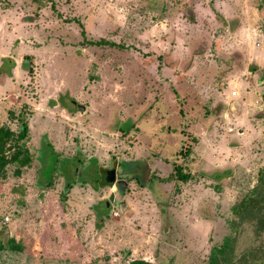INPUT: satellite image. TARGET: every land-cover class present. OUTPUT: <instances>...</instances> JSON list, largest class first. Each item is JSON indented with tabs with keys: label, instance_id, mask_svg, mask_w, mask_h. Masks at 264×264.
<instances>
[{
	"label": "rangeland",
	"instance_id": "1",
	"mask_svg": "<svg viewBox=\"0 0 264 264\" xmlns=\"http://www.w3.org/2000/svg\"><path fill=\"white\" fill-rule=\"evenodd\" d=\"M2 127L31 162L0 176V264L264 257L232 214L264 172L263 0H0Z\"/></svg>",
	"mask_w": 264,
	"mask_h": 264
},
{
	"label": "trees",
	"instance_id": "2",
	"mask_svg": "<svg viewBox=\"0 0 264 264\" xmlns=\"http://www.w3.org/2000/svg\"><path fill=\"white\" fill-rule=\"evenodd\" d=\"M264 1V0H263ZM29 128L27 125L21 127V133L18 138L24 140ZM14 134L11 130L0 128V146L5 148L7 140H13ZM4 146V147H3ZM0 148V176H4L6 168L9 164H18L19 167L29 165L31 162V155L26 154L18 156V154L11 158H6L1 155L3 149ZM107 170H105L106 172ZM218 172V171H217ZM217 172L211 173L216 175ZM177 174L182 177L184 181L188 180V175H183L182 168H177ZM106 186H109L106 184ZM232 214L234 215L233 225L236 229L240 223L250 221L256 222L258 229L264 227V172L260 173L258 184L254 187L251 193L243 198L240 202L232 207ZM9 249L15 252H23V247L14 239H10L7 243ZM238 237L237 234L229 235L223 239L221 245L213 247L208 257V264H264V257L258 258L249 256V250L238 253ZM2 248V246H0ZM254 257V258H253ZM129 264H156L142 259L132 260Z\"/></svg>",
	"mask_w": 264,
	"mask_h": 264
},
{
	"label": "water",
	"instance_id": "3",
	"mask_svg": "<svg viewBox=\"0 0 264 264\" xmlns=\"http://www.w3.org/2000/svg\"><path fill=\"white\" fill-rule=\"evenodd\" d=\"M31 66V62L30 61H24L23 65H22V69L24 70H29ZM83 109V108H82ZM106 179H107V184L112 187L114 184H116L117 182V172L116 169H110L106 171Z\"/></svg>",
	"mask_w": 264,
	"mask_h": 264
},
{
	"label": "crops",
	"instance_id": "4",
	"mask_svg": "<svg viewBox=\"0 0 264 264\" xmlns=\"http://www.w3.org/2000/svg\"><path fill=\"white\" fill-rule=\"evenodd\" d=\"M184 74H187V73H184ZM227 98L233 100V99H232V94H231L230 92L228 93Z\"/></svg>",
	"mask_w": 264,
	"mask_h": 264
},
{
	"label": "built area",
	"instance_id": "5",
	"mask_svg": "<svg viewBox=\"0 0 264 264\" xmlns=\"http://www.w3.org/2000/svg\"><path fill=\"white\" fill-rule=\"evenodd\" d=\"M231 94H232V97L237 96V92L236 91H233Z\"/></svg>",
	"mask_w": 264,
	"mask_h": 264
}]
</instances>
